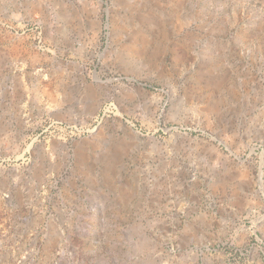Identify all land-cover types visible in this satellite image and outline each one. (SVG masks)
I'll use <instances>...</instances> for the list:
<instances>
[{"label": "rangeland", "instance_id": "obj_1", "mask_svg": "<svg viewBox=\"0 0 264 264\" xmlns=\"http://www.w3.org/2000/svg\"><path fill=\"white\" fill-rule=\"evenodd\" d=\"M0 264H264V0H0Z\"/></svg>", "mask_w": 264, "mask_h": 264}]
</instances>
